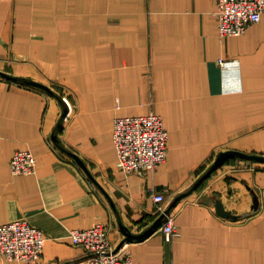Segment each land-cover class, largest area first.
I'll return each instance as SVG.
<instances>
[{
    "label": "crops",
    "instance_id": "0c3cea01",
    "mask_svg": "<svg viewBox=\"0 0 264 264\" xmlns=\"http://www.w3.org/2000/svg\"><path fill=\"white\" fill-rule=\"evenodd\" d=\"M218 0H0V224L25 219L46 236L40 264L86 257L73 229L109 226L108 241L136 264H264V163L235 158L171 211L165 242L152 194L168 203L221 151L264 155V15L243 35L221 38ZM225 64L220 65L219 60ZM157 114L167 159L155 172L117 167L113 120ZM29 150L34 174L10 159ZM256 198V204L254 202ZM232 217L216 212V202ZM113 207V208H112ZM0 264H25L12 261Z\"/></svg>",
    "mask_w": 264,
    "mask_h": 264
},
{
    "label": "built area",
    "instance_id": "2783aa9c",
    "mask_svg": "<svg viewBox=\"0 0 264 264\" xmlns=\"http://www.w3.org/2000/svg\"><path fill=\"white\" fill-rule=\"evenodd\" d=\"M215 15L221 38L240 36L249 25L261 20L264 15V0H218ZM218 63L225 64L221 59ZM63 99L70 109L67 99ZM112 123L117 167L122 173L130 175L144 171L155 172L165 163L168 138L160 116L147 113L116 117ZM10 160L12 175L27 176L36 172L37 160L29 150L16 151ZM152 197L159 216L165 212L168 201L161 194L153 193ZM160 225L165 242L178 237L171 212L165 215ZM109 229L107 224L97 223L90 228L70 230V243L82 247L86 253L85 258L73 264H136L128 255H123L121 249L109 243ZM45 241L43 232L25 219L0 224V257L4 262L40 264Z\"/></svg>",
    "mask_w": 264,
    "mask_h": 264
},
{
    "label": "water",
    "instance_id": "95a60500",
    "mask_svg": "<svg viewBox=\"0 0 264 264\" xmlns=\"http://www.w3.org/2000/svg\"><path fill=\"white\" fill-rule=\"evenodd\" d=\"M0 77L4 78L6 80L9 79V80L19 82V83H23V84L26 83V84L31 85L33 87H36L40 90H44L60 102L61 106L63 107V110H62L60 119L57 123L58 125H57L55 131L51 135V140H52V142H54L55 146L60 151L64 152L65 154H67L68 156L73 158L74 161H76L77 164L80 165V167L83 169L85 174L88 175L90 180L98 185V183L94 179L93 175L90 174V172L87 169L84 162L80 158H77V156L74 153H72L70 150L65 148L64 145L62 144V142L58 139V133L60 132L62 125H63L62 122L66 118V116L69 112V107L66 106V103H65L63 97L60 94L58 95L55 91L51 90L47 85H45L43 83L41 84L39 82L33 81L31 79H28V78H19V77L12 75V74H8V73L6 74V73L1 72V71H0ZM234 158H239V159L246 160V161L252 160L255 162H259V163H264V155H258V154H254V153L247 154V153H243V152H240L237 150L221 151V152L217 153L216 158L212 162V164L210 166H208V168H206L203 171V173H201L199 175L197 180L193 183V185L189 189H187V191H184L182 194L177 195L175 198H173L168 203V205L166 206L165 212L158 216V218L153 222L152 226L150 227V229L147 232H143V233L137 234V235L131 234L130 231L125 226H123L122 224H119L123 234L126 237H128L129 239H132V238L138 239V238H142L145 235H147L151 230H153L155 227L158 226V224H160L162 222L165 215L167 213L171 212L175 208V206L181 200H183L184 197L195 192L203 181H205L207 178H209L218 168H220L222 165H224L227 161L234 159ZM254 202L256 204V198H254ZM215 206H216L217 214L221 215L222 217H232V215L228 211H226L224 206H222V203L219 200H217Z\"/></svg>",
    "mask_w": 264,
    "mask_h": 264
},
{
    "label": "trees",
    "instance_id": "16d2710c",
    "mask_svg": "<svg viewBox=\"0 0 264 264\" xmlns=\"http://www.w3.org/2000/svg\"><path fill=\"white\" fill-rule=\"evenodd\" d=\"M235 159V158H234ZM234 159H231V160H229V161H227L228 163H230V162H232Z\"/></svg>",
    "mask_w": 264,
    "mask_h": 264
}]
</instances>
